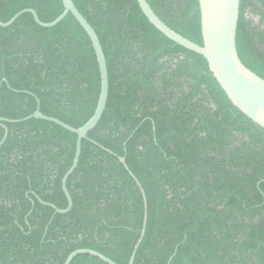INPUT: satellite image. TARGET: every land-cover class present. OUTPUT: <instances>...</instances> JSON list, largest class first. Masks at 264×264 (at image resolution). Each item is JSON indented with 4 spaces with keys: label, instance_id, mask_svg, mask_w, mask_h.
I'll use <instances>...</instances> for the list:
<instances>
[{
    "label": "trees",
    "instance_id": "1",
    "mask_svg": "<svg viewBox=\"0 0 264 264\" xmlns=\"http://www.w3.org/2000/svg\"><path fill=\"white\" fill-rule=\"evenodd\" d=\"M94 30L108 98L81 141L48 122H1L0 264H64L77 250L128 264H264V130L237 111L205 60L169 41L136 0H71ZM169 29L202 46L198 0H146ZM33 10L45 24L61 0H0V22ZM236 49L264 80V0H240ZM100 76L92 45L71 15L51 29L30 14L0 28V119L36 111L73 129L93 116ZM0 128V142L3 138ZM71 264H104L82 255Z\"/></svg>",
    "mask_w": 264,
    "mask_h": 264
},
{
    "label": "water",
    "instance_id": "2",
    "mask_svg": "<svg viewBox=\"0 0 264 264\" xmlns=\"http://www.w3.org/2000/svg\"><path fill=\"white\" fill-rule=\"evenodd\" d=\"M61 2L63 12L52 23H42L38 19L36 12L28 9L16 14L8 23L3 24L0 22V28H9L22 15L30 14L38 27L42 29H51L62 22L67 15H71L87 35L94 50L99 70L100 94L92 118L81 128L73 129L55 119L43 116L39 111V102L36 101L37 107L33 115L19 121H6L0 119V123L6 122L19 124L29 120L44 121L52 123L77 137L72 165L62 178L61 182L62 192L67 201V207L64 210H58L53 206L47 205L52 208L56 214L66 215L72 208V201L66 189V183L78 166L81 152V141L87 139L88 133L97 126L105 110L108 98V77L105 58L94 30L78 13L71 0H61ZM136 2L142 15L160 34L179 47L202 57L205 60L213 79L216 81L231 105L254 125L264 130V80L260 79L244 67L238 57L236 49V31L239 19L240 0H198L202 46L190 42L169 29L154 14L146 0H136ZM0 128L4 132L3 138L0 142L1 147L7 139L8 130L1 124ZM118 161L138 187L144 205V216L140 236L132 250L128 262V264H133L135 255L142 243L146 230V198L141 186L127 168L125 159L119 158ZM82 255L96 258L104 264H116L103 255L91 250H77L71 253L66 258L64 264H71L76 257Z\"/></svg>",
    "mask_w": 264,
    "mask_h": 264
}]
</instances>
